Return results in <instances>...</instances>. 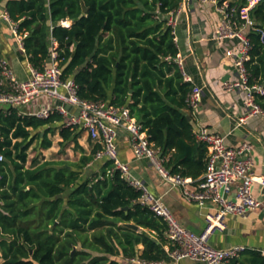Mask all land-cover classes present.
Segmentation results:
<instances>
[{
    "label": "trees",
    "instance_id": "16d2710c",
    "mask_svg": "<svg viewBox=\"0 0 264 264\" xmlns=\"http://www.w3.org/2000/svg\"><path fill=\"white\" fill-rule=\"evenodd\" d=\"M183 1L8 0L5 10L27 34L24 52L33 68L51 66L54 48L62 79L75 81L81 99L127 107L166 158L165 167L196 181L206 172L209 152L187 114L194 85L176 62L180 48L168 25ZM224 1L247 4L218 0ZM250 16L264 26L262 5ZM249 37V84L264 87V44L253 29ZM255 101L264 110V95ZM64 121L59 113L41 119L20 108H0V264L168 262L163 219L139 203L141 192L119 170L108 173L112 161L94 172L100 146L86 154L79 144L84 131ZM57 133L62 143L82 151L79 160L30 162L31 147L39 142L40 150L50 149V135ZM226 264H264V255L248 249Z\"/></svg>",
    "mask_w": 264,
    "mask_h": 264
},
{
    "label": "built area",
    "instance_id": "2783aa9c",
    "mask_svg": "<svg viewBox=\"0 0 264 264\" xmlns=\"http://www.w3.org/2000/svg\"><path fill=\"white\" fill-rule=\"evenodd\" d=\"M198 1L215 5L221 14V21L216 30L217 40L238 42L236 51H227L228 56L235 57L234 66L238 72V80L226 82L223 88L228 93L239 89L246 94L248 111L240 119L239 125L244 124L248 117L264 116V110L255 101L257 94L264 95V87L249 84L250 75L246 66L252 50L249 30L258 32L264 44V26L257 27V23L250 16V11L256 6L264 7V0H247L243 8L232 5L231 1H224L221 4L218 0ZM182 10L183 4L168 18V25L172 28L175 39ZM0 20H4L10 26L17 44L24 51V39L27 34L18 31V25L10 19L6 10L0 14ZM57 58L58 55L53 48L51 66L43 71L30 66L29 77L25 80L17 76L7 59L0 58V108L22 109L44 98L55 101V105L40 110L36 116L47 119L52 114L59 113L64 117L65 127L83 130L94 144L100 146L95 154L94 163L112 161L114 169L108 173L112 174L114 170H119L129 184L141 192L139 203L165 222L168 240L166 251L173 262L191 260L201 264H226L248 250L242 245L220 249L211 243V239L215 233L227 229V217H246L262 205L255 195V187L264 189V174L256 175L253 144L246 141L238 147H229L223 135L207 127H200L195 130L196 139L204 143L209 152L205 176L195 181L173 174L165 167L166 158L160 149L149 141L143 126L132 116L130 110L125 106L116 107L105 101L81 99L75 81L62 79L63 72ZM176 62L185 80L192 83L181 55L176 58ZM186 103L192 115L196 116L202 105L201 88L194 85ZM121 131L128 133L136 160L152 164L166 182L181 188L189 202L196 203L201 208L208 206L215 208L214 212L205 215L206 226L200 233L183 226L163 199L136 179L129 165L120 160L118 142ZM3 161L5 157L0 153V163ZM1 177L0 172V179ZM262 253L264 255V252ZM128 261L130 264H162L148 263L138 258H131Z\"/></svg>",
    "mask_w": 264,
    "mask_h": 264
},
{
    "label": "crops",
    "instance_id": "0c3cea01",
    "mask_svg": "<svg viewBox=\"0 0 264 264\" xmlns=\"http://www.w3.org/2000/svg\"><path fill=\"white\" fill-rule=\"evenodd\" d=\"M7 1L0 3V14L5 11ZM220 21L221 14L215 5L201 3L198 0L184 1L183 10L179 16L176 41L180 48L179 55L185 62L187 75L191 78L192 84L202 90V105L198 114L193 116L189 109L187 114L195 130L207 127L223 135L229 147L235 148L246 141L251 142L254 147L255 172L257 176H261L264 174V116L248 117L244 124L239 125L240 119L248 111L246 94L239 89L228 93L223 88L226 82L238 80V72L234 66L235 57L227 55V51L238 49V42L217 40L216 30ZM66 24L70 25L69 22ZM0 58H5L11 63L20 79L25 80L29 77L31 65L25 52L17 44L10 26L4 20H0ZM55 104V101L44 98L21 110L24 114L36 115L40 110ZM60 140L62 142L59 135ZM118 143L119 158L129 165L132 175L149 187L154 194L160 196L183 226L195 233H200L206 226L205 215L208 212H214L215 208L213 206L201 208L196 203L189 202L181 188L166 182L152 164L136 160L126 131L120 132ZM79 144L86 154H89L96 146L86 132H82ZM70 145L74 148L72 156L62 152H60L63 154L61 156L49 154L56 149L53 140L52 147L43 150L46 158L40 161H78L82 151L76 149L73 143ZM102 162H96L93 165L94 172L99 170ZM204 176L205 174L201 178ZM255 195L261 201V207L246 217H227V229L224 232L215 233L211 239L215 247L224 249L242 245L250 250L264 252V189L256 186ZM139 231L143 229L140 228ZM138 248L143 249L141 245ZM162 264L201 263L191 260L176 263L170 259Z\"/></svg>",
    "mask_w": 264,
    "mask_h": 264
},
{
    "label": "rangeland",
    "instance_id": "374dc122",
    "mask_svg": "<svg viewBox=\"0 0 264 264\" xmlns=\"http://www.w3.org/2000/svg\"><path fill=\"white\" fill-rule=\"evenodd\" d=\"M50 137L54 140V144H55V148L54 151H52V153L49 154H58L59 156H61L62 153L64 154H73L74 148L72 145H70L71 143H67V142H61V140L59 141V135L56 134L55 136H51ZM62 152V153H60ZM47 153V154H48ZM63 155V154H62ZM38 158L43 160L44 158H46L44 156V151L40 150V146H39V142H36L31 149L29 150V160L31 161L34 158ZM29 166V163L28 165Z\"/></svg>",
    "mask_w": 264,
    "mask_h": 264
},
{
    "label": "water",
    "instance_id": "95a60500",
    "mask_svg": "<svg viewBox=\"0 0 264 264\" xmlns=\"http://www.w3.org/2000/svg\"><path fill=\"white\" fill-rule=\"evenodd\" d=\"M85 12H87V9L84 10ZM190 119V118H189ZM191 120V119H190ZM124 226L128 227V228H131V229H134L136 231H139L140 230V227L137 226L136 224H133V223H125L123 224Z\"/></svg>",
    "mask_w": 264,
    "mask_h": 264
}]
</instances>
